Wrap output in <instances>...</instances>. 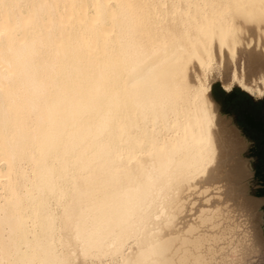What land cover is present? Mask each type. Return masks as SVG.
Wrapping results in <instances>:
<instances>
[{
    "label": "bare ground",
    "instance_id": "6f19581e",
    "mask_svg": "<svg viewBox=\"0 0 264 264\" xmlns=\"http://www.w3.org/2000/svg\"><path fill=\"white\" fill-rule=\"evenodd\" d=\"M245 34L264 40V0H0V264L259 252L208 82Z\"/></svg>",
    "mask_w": 264,
    "mask_h": 264
},
{
    "label": "rangeland",
    "instance_id": "374dc122",
    "mask_svg": "<svg viewBox=\"0 0 264 264\" xmlns=\"http://www.w3.org/2000/svg\"><path fill=\"white\" fill-rule=\"evenodd\" d=\"M196 73L200 75L199 77H203L200 71L196 70ZM242 81L251 85L254 88L253 91L243 87ZM208 82L211 97L216 103V123L218 129H222L220 133L224 135L227 142L226 148L229 145L220 162L227 167L230 163L231 165H237L240 162L249 163L250 174L243 181L232 176L234 174L229 176L228 181L237 185L234 193L243 195L242 197L246 199L251 197L259 200H257L259 202L257 211L260 217L258 228L263 229L264 237V194L261 193L264 186V170L258 168L264 162V155H262L264 144L261 143L260 138L256 137V132L248 128L242 115L243 111L264 115V95H259L256 89L257 85L264 88L263 38L245 34L237 44L234 57L226 54L222 60L216 56L208 73ZM231 191L230 188L227 189L226 195L231 194ZM246 207L250 209L249 206ZM262 244L259 252L249 258L245 264H264V240Z\"/></svg>",
    "mask_w": 264,
    "mask_h": 264
},
{
    "label": "water",
    "instance_id": "95a60500",
    "mask_svg": "<svg viewBox=\"0 0 264 264\" xmlns=\"http://www.w3.org/2000/svg\"><path fill=\"white\" fill-rule=\"evenodd\" d=\"M242 115L246 125L249 128L256 130L258 134L262 135V142L264 143V122L261 119H257L256 117H254L248 111H243Z\"/></svg>",
    "mask_w": 264,
    "mask_h": 264
},
{
    "label": "flooded vegetation",
    "instance_id": "af4514ba",
    "mask_svg": "<svg viewBox=\"0 0 264 264\" xmlns=\"http://www.w3.org/2000/svg\"><path fill=\"white\" fill-rule=\"evenodd\" d=\"M254 117H256L257 119H261L263 122H264V115H257V114H252ZM249 128V127H248ZM249 129H251V128H249ZM252 130H254V129H252ZM256 133V137H258V138H260L261 139V143L262 144H264L263 142H262V140H263V137H262V135L261 134H258L257 133V131L256 130H254ZM262 155H264V151H263V153H262ZM264 159V158H263ZM258 168H259V170H264V162H262L259 166H258ZM264 179V178H263ZM263 184H264V182H263ZM261 193L262 194H264V186H263V188H262V191H261Z\"/></svg>",
    "mask_w": 264,
    "mask_h": 264
},
{
    "label": "trees",
    "instance_id": "16d2710c",
    "mask_svg": "<svg viewBox=\"0 0 264 264\" xmlns=\"http://www.w3.org/2000/svg\"><path fill=\"white\" fill-rule=\"evenodd\" d=\"M249 98V96L247 95V99Z\"/></svg>",
    "mask_w": 264,
    "mask_h": 264
}]
</instances>
